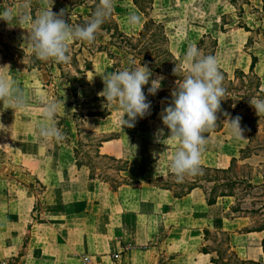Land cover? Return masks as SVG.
I'll list each match as a JSON object with an SVG mask.
<instances>
[{"label": "crops", "instance_id": "crops-1", "mask_svg": "<svg viewBox=\"0 0 264 264\" xmlns=\"http://www.w3.org/2000/svg\"><path fill=\"white\" fill-rule=\"evenodd\" d=\"M50 1L30 0L29 7L25 9V0H0V12L8 9L13 16L27 14L31 17L32 5L38 7L39 14L50 7ZM218 11V7L213 5L208 11L209 16L214 18ZM30 28V24L9 26L0 20V37L6 35L14 46L25 50L32 49L25 39ZM218 49L219 46L217 51ZM6 61L0 52V67L5 66ZM243 63L244 65L237 68L249 70L250 54L247 53ZM29 69L35 70L34 67ZM0 71L5 76H10L5 69ZM8 80L10 81L9 77ZM16 82L19 83H14V87L27 88L24 78L17 76ZM29 86L30 92H42L45 89L42 83L37 84L32 79ZM29 103L28 106L13 110L6 100H0V161L14 159L6 153V132L12 127V123L23 126L19 132H25L26 122L31 117L29 119L22 112L34 113L44 108L38 106V103ZM114 103H110L111 114L106 118L86 116L81 121V127L85 128L87 122H90L91 126L88 128L94 137L103 134L110 136L98 147L99 153L118 160H128L129 165L126 170H114L113 175L107 173L121 181L126 179L132 183L123 181L114 190L108 182L99 178L91 179L90 167L76 164L74 147L78 146L79 138L70 144L52 139L57 147L66 150V154L59 155L56 160L60 167L52 172L50 183L51 193L57 194L60 202L64 203L58 213L51 211L52 217L49 219L37 218L38 230L34 242L17 263L216 264L211 259L216 256V252L205 253L201 250L202 245L210 243V240L205 241V229H209L227 231L230 234V245L238 257L264 264V231H247V216H226L232 204L229 197H222L217 203L209 204L201 188H194L179 197L173 189L157 184L158 177L173 173L170 169L171 158L180 146L178 140L169 137L170 131L162 120L157 121L162 109L156 119L145 121L138 117L135 126L129 128L121 125L123 112L120 108H113ZM127 118L124 116V119ZM43 119V113L39 118L36 117L39 124L44 122ZM45 122L54 126L55 120ZM161 129L163 135L157 140L156 134ZM35 131L38 132V125L32 133ZM77 135L79 136L78 130ZM100 138L102 137L94 140ZM224 141L228 145L231 143L230 140ZM94 147L95 154L98 148ZM89 153L93 158L91 152ZM88 159L89 156L85 155V162ZM92 161L94 163V158ZM200 162L207 163L202 154ZM98 169L97 166V177L100 175L96 172ZM44 177L45 175L42 178L38 175L37 178L44 182Z\"/></svg>", "mask_w": 264, "mask_h": 264}, {"label": "rangeland", "instance_id": "rangeland-1", "mask_svg": "<svg viewBox=\"0 0 264 264\" xmlns=\"http://www.w3.org/2000/svg\"><path fill=\"white\" fill-rule=\"evenodd\" d=\"M236 1L237 5L234 6L229 0H156L153 14L158 20L166 24L172 40V49L184 67H186L185 55L189 48L196 47L199 38L204 33H211L219 39V49L216 55L217 62L233 75L237 67L244 65L243 61L247 57L245 45L251 36L250 50H254L260 57L256 72L262 76L264 89L263 1L249 0V3H246V0ZM213 5L218 7L219 11L214 18H211L208 11ZM66 6L65 0H51L50 7L47 9L52 8L55 13L54 8L60 9ZM34 7L37 14L38 7ZM114 9L121 27L126 32L137 33L140 30L144 18L135 8L132 0H114ZM77 10L82 11L83 8H78ZM130 14L138 16L139 22L129 24L128 17ZM222 16H224V27L228 30L226 32L221 30ZM244 25L250 28L251 31H246L243 27ZM0 43V52L5 60L7 59L6 65L9 66V69L5 68L10 74V76L6 75V78L8 79L9 77L10 82L14 85V83H19L16 82V78L20 76L21 79L24 78V84L26 83L27 85V88H20L26 98L25 106L30 105L29 102L38 103L40 107H44L50 101L57 102L59 105L57 112L67 118V127H63L60 130L63 138L68 139V130H71V142L82 137L86 145L79 148L81 158H84L86 152H91L94 164L99 168L96 171L98 174L103 176L108 175V173L115 174L114 168L121 165V163L115 162L108 157H96V153L94 154L95 147L89 144L97 141L94 138L105 137L106 135L94 137L90 134L92 132L88 128L91 123L87 122L86 127L82 128V134L78 136L75 122L72 121L75 111L88 113L89 111L103 110L104 102L96 100V96H99L98 93L104 87L102 77L113 72L112 64L107 56L102 53L95 55L93 68L85 75L79 77L80 98L76 101L79 104L66 107L67 104L75 99L68 92L69 85L65 79L60 77V71L56 67L52 70H50L48 65H42V68L37 67L35 65L37 60L33 50L31 48L25 50L14 46L6 35L0 37ZM71 43L72 41L69 43L67 52L69 57L67 61L70 63L73 57L70 47ZM87 54L88 52L84 50L83 55ZM78 57L83 61L82 55ZM43 61L51 64L54 60ZM32 66L37 68L34 67L35 70H30L29 68ZM73 67L65 65L64 69L71 71ZM247 71L248 69H246ZM156 76L154 75L153 79ZM31 79L36 80L37 84L42 83L45 89L42 92H30ZM171 83L169 79L165 78L161 82V86H171ZM81 101H85V103ZM112 107L115 109L120 108L117 102L112 104ZM165 107L167 106L163 104L162 110ZM67 109L68 112H66ZM120 111L123 112L122 109ZM22 113H26L27 115L25 116L29 119L31 117V120L26 122L27 130L19 132L23 126L12 123V127L8 130V133L6 132L8 136L6 142L8 151L6 153L13 156L14 159L0 161V264H16V257L21 260V256L27 252L34 242V236L38 230L36 226L37 218L49 219L52 217L51 211L55 210V213H58L61 204L64 203L60 202L57 194L51 193L50 183L52 174L59 169L57 167H60V163L56 162V160L59 155L66 154V150L60 146L57 147V144H54L52 139L45 140L36 131L32 133L34 128L39 125L36 117L39 118L43 110H38L34 113L30 111ZM239 113L245 119V125L251 131V141L250 134L245 131L243 132V138L240 139L234 137L233 134H229L231 130L226 121L222 132L212 134L206 144L203 145L202 155H204L207 163L200 162V164L227 168L230 166L232 158L237 157L233 169L228 173L210 170L209 175L220 183L224 182L225 177L239 180V184L234 188L236 196L229 198L232 200V204L235 203L236 198L240 199L242 207L249 210L261 208V211L248 213L252 214V216H248L249 227H256L264 222V119L258 118L254 121V116L246 109H241ZM233 117L235 116L230 115L228 119ZM160 120H162L161 116H159L157 121ZM43 121L45 122V119ZM50 121L52 122V119ZM54 127L57 128L56 121L54 122ZM25 134L26 137L24 136ZM225 139L227 142L230 140V145L225 143ZM248 145L251 146L250 154H246L248 156L243 157L244 154H241L240 150ZM20 156H22L21 160L19 159ZM204 173L206 171L200 168L199 173L195 176L202 177ZM38 175L41 178L45 175L44 182H42L47 185V191L45 192L37 182ZM165 177L164 182L166 183H179L177 177ZM186 179H190V175H185L180 182L184 183ZM249 182L257 185L251 187ZM203 183L207 187L214 185V182L203 181ZM28 187H31L34 192L30 191ZM224 189L229 190L228 187L222 185L219 191ZM34 206L37 207L36 210H34ZM33 215L36 219L33 218ZM214 239L215 241H212V237L209 239L208 247L212 249L220 248L225 252L226 258L231 263L233 259L231 253L228 252L225 236L218 234ZM19 255L21 256L19 257Z\"/></svg>", "mask_w": 264, "mask_h": 264}, {"label": "trees", "instance_id": "trees-1", "mask_svg": "<svg viewBox=\"0 0 264 264\" xmlns=\"http://www.w3.org/2000/svg\"><path fill=\"white\" fill-rule=\"evenodd\" d=\"M67 6L62 7L60 9L54 8L55 13H59L62 9L65 12V20L72 25L73 27L77 25L85 24L93 15L97 5L99 4V0H65ZM234 6L237 5L236 0H229ZM246 3H249V0H246ZM263 1V9H264V0ZM135 8L141 13L144 18L142 26L137 33H128L122 27L117 19V13L113 7V10L109 16H107L95 34V39L93 42L89 43L87 41H81L79 39L72 40L70 45L72 49V62H55L52 61L51 64L45 63L43 60L36 58L35 65L39 68H42V65H48L50 70L53 68H57L60 71V77L65 79V81L69 85L68 92L72 94L74 97V101L67 104L68 106H74L75 104H79L76 101L79 100V77L81 75H85L88 71L93 68L94 57L98 53H104L107 58L110 60L113 72H117L119 70L131 69L135 67H139L140 64L143 66L147 64L149 69L152 71L153 76L155 74L164 75L170 79L171 86H161V88L157 91L155 95L148 94V88L151 86V80L153 76L149 80V84L143 86V92L146 96V102H151L150 114H147L142 120H154L159 115L163 104L168 106V103L171 101V92L177 86L176 82L182 79L185 75H187V67L181 65V62L176 55V53L172 49V40L168 33L166 24L160 20H158L154 16V7L156 0H132ZM245 2V1H244ZM78 8H83L82 11H78ZM36 17V8L31 6V18ZM224 16H222L221 22V30L223 32L228 31L224 27ZM246 31H251L247 26H243ZM252 43L251 36L248 39V42L245 45V51L251 56V63L249 70L246 72L242 68H236L234 70V74L231 75L224 67H222L218 63V69L223 75L222 86L224 87L225 95L222 97L220 110L217 112V121L213 128L205 130L202 135L208 139L211 134L221 132L226 124L227 119L230 115L237 116L240 115L239 111L241 109H246L252 116H254V121L258 118L264 119V115L258 116L253 107L250 106L249 100L253 98H258L264 100V89L262 86V76L256 72V66L260 62V57L257 55L254 50H250V45ZM76 46H78L76 48ZM219 46V39L212 35L211 33H204L200 38L199 42L196 45V49L203 56H216V51ZM84 50L88 52L87 55H83ZM79 55H82L83 61L79 59ZM74 66L71 71H66L64 66ZM35 67V66H32ZM177 68L176 74L173 73V69ZM112 72V73H113ZM96 100L104 102L103 110H95L89 111L88 113L82 112H74V119L76 128L78 130V134H82V120L86 116H98L100 118H106L111 114L110 103H106L104 97L96 96ZM85 103V101H81ZM227 114V115H225ZM79 117V118H77ZM54 120L56 121V127L58 130H61L63 127H67L66 120L67 118L63 115H60L58 112L54 116ZM241 127L245 132L250 134L251 131L245 125V119H241ZM68 139L63 138L60 140L62 143L70 144L71 133L67 131ZM110 138V136H105L98 139L95 143H89L97 148L101 145L103 141H106ZM92 142V141H91ZM83 138L80 137L78 140V146L74 147L76 164L78 166H82L86 164L90 167V178L96 179L99 178L102 181L108 182L111 187L116 190L118 186L124 181L128 183H132L123 179V181L119 180L116 176L112 175H99L96 176L95 170L96 165L93 163V158L90 157V153L86 152V156H89L87 162H85L84 158H80L79 148L85 146ZM251 146L248 145L246 148L241 149V154H244L243 157H247L250 154ZM84 154V153H83ZM84 154V155H85ZM96 157H108L113 159L114 161L122 162L121 165H118L114 170L120 172L121 170H126L128 168L129 162L128 160H118L115 157L108 155H101L99 153V148L96 151ZM237 161V157H233L231 160V164L227 168H217L211 167L207 165L200 164V168L206 171L202 177L190 176V179H186L184 183H166L164 182L165 176H161L157 178V184L168 189H173L175 194L179 197L186 195L194 188H201L206 195L207 202L209 204L217 203L221 197H234L236 193L234 188L239 184V180L237 178L230 179L229 177H225L224 182L220 183L213 179L209 175L210 170L221 171L224 173H228L233 169L234 163ZM168 177H176L174 173L167 174ZM203 181L205 182H214L212 187H207ZM37 182L42 186L44 192L47 190V186L42 183L38 178ZM137 181H135L136 183ZM228 187V191L226 189L220 190L221 186ZM257 184H253L249 182V186L253 187ZM30 191L34 192L31 187H28ZM177 188V189H176ZM37 207L34 206V210ZM252 212L261 211L259 209H246L242 207L241 200L236 198L235 203L230 205V209L226 212V216L230 218L241 217V216H249L252 214H248ZM40 216V213H39ZM33 218L35 216L33 215ZM247 231H264V222L256 227H248ZM218 234H222L225 236L226 242L228 244V252L231 253V257L233 261L230 263L229 259L226 258L225 252L220 248H211L208 247V244H204L201 247V250L205 253H213L216 252V256H212V261L216 264H263L260 261L255 260H247L238 257L236 252L232 249L230 245V234L227 231H211L209 229H205V241L209 240L212 237V241H215V237ZM263 248H264V238H263ZM23 255V254H21ZM19 255V257L21 256ZM16 263L19 261V258L16 257ZM235 261V262H234Z\"/></svg>", "mask_w": 264, "mask_h": 264}, {"label": "clouds", "instance_id": "clouds-1", "mask_svg": "<svg viewBox=\"0 0 264 264\" xmlns=\"http://www.w3.org/2000/svg\"><path fill=\"white\" fill-rule=\"evenodd\" d=\"M30 0H25L23 8L29 7ZM114 7V0H99L93 15L83 25L73 27L65 20V12L62 9L54 13L52 8L42 10L34 19L27 14L18 17L5 9L0 12V20L9 26L30 24L26 40L30 43L35 56L40 60H54L55 62H66L68 60L69 43L74 39L93 42L95 34L109 16ZM139 22V17L130 14L129 24ZM187 75L176 82V87L171 92V101L163 108L161 119L170 131V138L178 140L180 146L171 158L170 169L182 181L185 175L195 176L200 171V158L206 138L202 133L215 126L218 119L217 112L220 110L222 97L225 89L222 86L223 75L218 69L216 57L212 55L203 56L195 47H190L185 55ZM9 66L0 67V70ZM177 68L173 69L176 74ZM153 76L147 64L139 67L119 70L102 77L103 90L98 93L104 97L106 103L117 102L123 110L121 125L134 127L137 118H144L150 114L151 102H146L143 86L149 84ZM165 79L157 75L151 80L148 88L149 95H155L161 88V82ZM0 100H6L13 110L22 108L26 98L24 93L14 87L6 76L0 71ZM249 104L258 116L264 115V100L253 98ZM58 103L48 102L43 108L45 121L54 118L58 110ZM127 114V119H124ZM227 115V114H225ZM239 115L227 119L232 134L237 139L243 138L244 129L241 127ZM39 135L45 139L60 141L63 134L50 126L47 122L38 125ZM163 135L159 130L156 139Z\"/></svg>", "mask_w": 264, "mask_h": 264}]
</instances>
